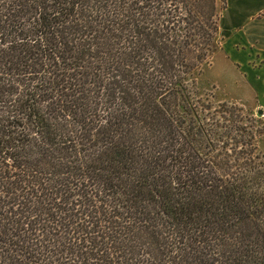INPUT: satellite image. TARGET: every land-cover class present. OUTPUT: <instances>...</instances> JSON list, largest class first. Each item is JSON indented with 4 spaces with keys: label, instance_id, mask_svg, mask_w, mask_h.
I'll list each match as a JSON object with an SVG mask.
<instances>
[{
    "label": "trees",
    "instance_id": "16d2710c",
    "mask_svg": "<svg viewBox=\"0 0 264 264\" xmlns=\"http://www.w3.org/2000/svg\"><path fill=\"white\" fill-rule=\"evenodd\" d=\"M227 0H0V264H264V124L199 78Z\"/></svg>",
    "mask_w": 264,
    "mask_h": 264
},
{
    "label": "rangeland",
    "instance_id": "374dc122",
    "mask_svg": "<svg viewBox=\"0 0 264 264\" xmlns=\"http://www.w3.org/2000/svg\"><path fill=\"white\" fill-rule=\"evenodd\" d=\"M225 11L223 10L220 20L221 48L215 50L211 61L204 66L203 73L199 78L200 89L212 95L214 103L226 101L243 106L254 117H260L264 124V96L256 93L259 91L254 86L255 78L264 76V66L260 65L256 68V65L255 69L232 59L236 55L232 54L231 57L228 51L230 48L226 42L228 27L231 26V23H229V17ZM241 53H244L239 55L241 59H245L248 55L245 51ZM250 59L256 61L254 57ZM259 111H261L260 116L258 115ZM258 144L264 155V135L260 137Z\"/></svg>",
    "mask_w": 264,
    "mask_h": 264
},
{
    "label": "crops",
    "instance_id": "0c3cea01",
    "mask_svg": "<svg viewBox=\"0 0 264 264\" xmlns=\"http://www.w3.org/2000/svg\"><path fill=\"white\" fill-rule=\"evenodd\" d=\"M224 11L231 23L226 43L230 56L236 55L232 59L248 67L264 66V0H227ZM243 51L248 54L245 59L239 58ZM252 57L256 59L255 62L250 59ZM254 81L259 91L256 93L264 96V76Z\"/></svg>",
    "mask_w": 264,
    "mask_h": 264
},
{
    "label": "water",
    "instance_id": "95a60500",
    "mask_svg": "<svg viewBox=\"0 0 264 264\" xmlns=\"http://www.w3.org/2000/svg\"><path fill=\"white\" fill-rule=\"evenodd\" d=\"M260 114H261V111L258 112V115H259V116H260Z\"/></svg>",
    "mask_w": 264,
    "mask_h": 264
}]
</instances>
